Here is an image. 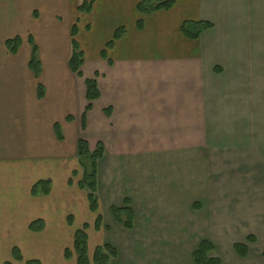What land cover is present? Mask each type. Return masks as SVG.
I'll use <instances>...</instances> for the list:
<instances>
[{
  "label": "crops",
  "instance_id": "obj_1",
  "mask_svg": "<svg viewBox=\"0 0 264 264\" xmlns=\"http://www.w3.org/2000/svg\"><path fill=\"white\" fill-rule=\"evenodd\" d=\"M139 1L94 0L88 13H79V0H0V264H76L75 256L60 252L68 237L60 218L70 203L64 189L73 184L79 138L90 151L102 147L96 163L101 223L105 208L127 198L134 226V198L160 195L170 211L188 212L191 205L209 213L216 228L261 220L264 229V140L252 137L254 119L256 130L264 129V30L228 27L237 0H174L148 14L136 10ZM211 12L218 22L210 21ZM187 20L212 26L189 38L180 30ZM73 24L83 52L81 76L68 68ZM118 27L124 31L105 47ZM243 33L250 47L231 39ZM28 35L38 49V77L29 68ZM15 36L21 42L11 53L5 40ZM86 78H95L99 96L82 122ZM37 182L44 184L32 195ZM78 200L74 222L86 209L99 231L86 193ZM38 219L42 229L30 230ZM88 229L91 259L100 244ZM248 233L244 240L253 241L245 240L246 254L233 247L235 256L227 259L264 264V248L259 256L250 248L263 236Z\"/></svg>",
  "mask_w": 264,
  "mask_h": 264
},
{
  "label": "rangeland",
  "instance_id": "obj_2",
  "mask_svg": "<svg viewBox=\"0 0 264 264\" xmlns=\"http://www.w3.org/2000/svg\"><path fill=\"white\" fill-rule=\"evenodd\" d=\"M232 14H235V20L228 27L235 28L238 31L249 30L252 27L257 29L262 27V30H264V0H237V6H235ZM217 16H213V12H211L210 21L216 22L218 20ZM246 16L251 17V20H246ZM219 24L223 26L226 25V22L222 20ZM231 39L236 41L238 45L250 47L247 44V41H250L248 34L232 35ZM248 55H244V57H248L247 60L251 58L250 53ZM258 55L260 56V52ZM255 57L258 56L255 55ZM262 59H264V51L262 52ZM253 125L254 134L252 137L264 140V129L262 133L260 132L262 128L256 130L257 123L255 119ZM239 139L244 138L239 136ZM247 139H249V136H247ZM82 172V167L77 166L75 175H73L72 186L64 189L68 192L65 196L70 200V203L62 206L60 218L64 228L68 231V237L61 245L60 252L62 255L63 251L68 249L70 255L75 256L71 242L72 232L76 228H80L83 223L89 225L88 232L95 238L93 244L94 242L100 245L108 243L115 249L116 255L110 257L108 264H193L192 252L202 239L208 240L213 245L214 249L211 251L213 256L227 259L231 255L235 256L233 250L235 242H244L247 245L246 239L244 240L247 231L250 232L248 234H260L264 239V229H261L263 221L261 220L246 222L245 224L232 223L229 224V227L216 228L210 221L212 216L209 213L196 212L198 207L195 206L192 209L191 205H189L188 212L170 211L172 205L167 206L166 197L160 195L144 198L143 202L141 199L139 201L138 198H134L136 202L135 225L131 229H126L117 223L111 216L109 207L105 208L101 229L95 232L92 224L94 215L88 214L86 209H84L83 215H76L74 222L75 209L73 206L77 205L79 195H85L87 191H79L76 188L77 179L81 177ZM95 194L98 198L96 191ZM192 194L194 193L189 192V194H186L182 201H186ZM148 201L150 202L148 203ZM65 204L63 203V205ZM66 217H69L70 221L72 220L73 224L71 226H67L65 221H69V218L66 220ZM241 226H245L246 230L241 229ZM263 239L259 240L260 243L250 246L253 254H260L259 248H264ZM12 256L15 258V254ZM234 262V260L231 262L227 259L225 264H233Z\"/></svg>",
  "mask_w": 264,
  "mask_h": 264
},
{
  "label": "trees",
  "instance_id": "obj_3",
  "mask_svg": "<svg viewBox=\"0 0 264 264\" xmlns=\"http://www.w3.org/2000/svg\"><path fill=\"white\" fill-rule=\"evenodd\" d=\"M94 0H79L77 5V11L79 13H88L93 4ZM174 0H140L136 4V10L140 14H148L150 12L167 9L171 7ZM212 23L207 20H197V21H183L180 25V30L183 35L189 38H197L204 30L210 28ZM124 31L123 27H118L114 30L111 39L105 43V47H111L114 40L120 37ZM71 40H70V56L68 58V68L70 71L81 76L80 67L83 63V52L79 46L78 41L75 39L76 35V25L73 24L71 27ZM20 37L15 36L5 40V46L7 50L11 53H15L18 46L20 45ZM28 42L31 47L30 58H29V68L33 72L35 77H38L41 71L40 61L37 55V46L31 35H28ZM103 53V51H102ZM85 84V98L86 105L84 112L82 114V122L84 120L85 112L91 107V102L98 98L99 91L97 87V82L95 78L84 79ZM44 93L43 86L37 83V96L42 97ZM56 134L60 138L61 135L58 131L57 124H55ZM102 155V147L98 143L97 147L90 151L87 142L83 138L77 140V164L82 167L83 172L81 177L77 179V187L81 190L86 191V198L88 202V208L91 212L95 213L94 226L99 227L101 224V216L97 213L98 210V198L96 197V163L97 160ZM76 171V170H75ZM75 171H72V175H75ZM46 183V182H45ZM44 183L37 182L32 186L31 194L36 195L38 193V188ZM122 206H112L110 208L111 215L113 219L121 224L126 229L133 228V212L130 206L129 200L124 199ZM69 218V217H68ZM69 223L70 218H69ZM87 225L84 223L80 228H76L73 233L72 249L75 253L76 264H108L110 257L116 255L115 249L108 243L97 245L93 248V253L91 259L88 258L87 254ZM30 230H40L42 229L41 220H34L29 224ZM253 241V237L247 236L246 241ZM234 250L241 256L246 254V246L244 243H235L233 245ZM214 249L213 245L206 239H202L197 247L192 252V260L194 264H220V259L211 254ZM15 257L19 258L17 249L14 247L12 249ZM64 255L66 257L70 256V251L68 249L64 250ZM7 264V263H5ZM25 264H39L35 259H28Z\"/></svg>",
  "mask_w": 264,
  "mask_h": 264
}]
</instances>
